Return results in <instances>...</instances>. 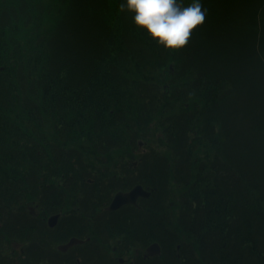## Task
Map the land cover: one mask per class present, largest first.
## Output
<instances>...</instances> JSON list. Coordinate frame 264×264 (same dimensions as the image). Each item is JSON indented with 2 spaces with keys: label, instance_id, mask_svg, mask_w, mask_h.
<instances>
[{
  "label": "trees",
  "instance_id": "trees-1",
  "mask_svg": "<svg viewBox=\"0 0 264 264\" xmlns=\"http://www.w3.org/2000/svg\"><path fill=\"white\" fill-rule=\"evenodd\" d=\"M121 2L0 0V264H90L56 252L85 234L94 264H264V0H201L172 53ZM124 175L167 214L106 212Z\"/></svg>",
  "mask_w": 264,
  "mask_h": 264
},
{
  "label": "clouds",
  "instance_id": "clouds-1",
  "mask_svg": "<svg viewBox=\"0 0 264 264\" xmlns=\"http://www.w3.org/2000/svg\"><path fill=\"white\" fill-rule=\"evenodd\" d=\"M119 12L131 13L136 29L169 53L185 48L207 16L201 0H123Z\"/></svg>",
  "mask_w": 264,
  "mask_h": 264
},
{
  "label": "flooded vegetation",
  "instance_id": "flooded-vegetation-1",
  "mask_svg": "<svg viewBox=\"0 0 264 264\" xmlns=\"http://www.w3.org/2000/svg\"><path fill=\"white\" fill-rule=\"evenodd\" d=\"M140 145V144H139ZM103 158V160L104 161H106V156H103L102 157ZM141 161V159H140V155H138L137 157L136 156H134V157H132V159L130 160V162L133 164V166L134 167H136L137 166V164H139V162ZM141 163V162H140ZM130 176H131V174H129ZM121 178V181H120V184H119V189H116V191H115V193L116 192H118V191H128V190H130L134 185H135V183H133V184H131L130 186H128V187H126L125 188V185H127V184H129V183H132V181H131V178L129 177V176H126V175H124V176H121L120 177ZM136 184H140V183H136ZM121 187H123V188H121ZM145 188H147V189H150V190H152L150 187H148V186H144ZM112 196H113V194L111 195V197H110V199H109V201H108V203L110 202V200H111V198H112ZM108 203L104 206V210L106 211V212H117L118 214H121V213H123L120 209H123L124 207H126L127 205H130V206H136V207H139V208H141L142 210H144L143 212H142V214H145L146 213V209H148L149 211H151L152 213H154V211L156 210V209H158V214L159 215H161V217H162V215L163 214H167V211H165V209H161L160 211H159V208H160V204H159V202L158 203H153V201H151V200H149L148 202H147V198H143V197H138L137 198V200H136V203L135 204H123V205H121L119 208H117V209H115V210H112V211H109V210H107L106 209V206L108 205ZM171 204V203H170ZM28 207V209H29V212L31 213V214H33V215H37V208H36V206H34V205H28L27 206ZM164 208V207H163ZM36 209V210H35ZM52 215H50V216H46V217H43V219L45 220V222L49 225V217H51ZM93 216V215H92ZM94 217V219L96 220V217L95 216H93ZM58 218H59V229H60V227H65V224H66V222H63L62 221V219H60L61 218V213L59 212V214H58V217H57V219H56V223H55V225L58 223ZM93 220V219H92ZM93 224H94V226H96V224H97V220L94 222L93 221ZM69 225H71V224H69ZM50 226V225H49ZM52 227V226H51ZM71 237H75V236H71ZM71 237H69V239L71 238ZM77 238H79V237H77ZM68 239V240H69ZM79 239H82L83 240V242H81V243H76L75 245H72V246H70L69 248H67L66 250H65V252H68V251H70L74 246H76V245H84L85 244V242L86 241H89L90 239H91V235L90 234H85V235H83V238H79ZM66 243V242H65ZM61 244H63V243H61ZM139 249V250H138ZM144 249H145V247H142V248H134V251L133 250H131V252H133L131 255H132V259L131 260H128V259H126V258H124V260L123 261H121L120 260V257L123 255V254H121V255H118L117 256V259L119 260V262L120 263H127V262H133L134 261V259H135V257H137V256H142L143 258H147L148 257V255L146 256V255H144L145 254V252H144ZM114 250H116V249H114ZM117 253H120V252H117ZM78 260H77V263L79 262L80 263V260L81 259H79V258H77Z\"/></svg>",
  "mask_w": 264,
  "mask_h": 264
},
{
  "label": "rangeland",
  "instance_id": "rangeland-1",
  "mask_svg": "<svg viewBox=\"0 0 264 264\" xmlns=\"http://www.w3.org/2000/svg\"><path fill=\"white\" fill-rule=\"evenodd\" d=\"M157 135H158V133L157 132H154L152 137L153 138H156ZM137 141H138V146H137V148L134 147L135 148L134 154L135 155H138V154L141 155L143 152L146 151V143L147 142L146 141L145 142L144 141H141L139 139H137ZM139 142H141L142 144L139 145ZM144 143H145V145H144ZM161 162H162V160H161ZM42 224L45 227H47V226L50 227L45 222V220L42 222ZM68 239L65 240V241H63V242H59L58 245L61 244V243L67 242ZM90 245L91 246L89 247V249L91 248L90 251L93 253L91 255L94 256V258L93 259H90L88 261H85V258L88 256L89 249H87L86 247H83L82 244L81 245L74 246L68 252L63 251V250L59 249L58 247H57V251L56 250L55 251L58 254L59 253H62L63 254V255L62 254L59 255V259H58L59 262L68 261V263H70V262H74L75 261L77 263V260H78L77 258H79V259H81L80 260V263H81V262H83V258H84V263H88L89 262L90 264H94V263H97V261H98L97 255H96L97 250L95 249V243L91 242ZM132 253L133 252H131V251L128 250L127 253L123 254L121 257L122 258H126L128 260H131L132 259V255H131ZM106 254L116 256L117 253H115L114 251H111V249H109V250H107V253ZM13 264H28V259H27V257L24 256V254H20L17 251V253H15V263H13Z\"/></svg>",
  "mask_w": 264,
  "mask_h": 264
},
{
  "label": "water",
  "instance_id": "water-1",
  "mask_svg": "<svg viewBox=\"0 0 264 264\" xmlns=\"http://www.w3.org/2000/svg\"><path fill=\"white\" fill-rule=\"evenodd\" d=\"M171 68V65H170ZM150 195V192L143 188L142 185L137 184L133 186L130 190L128 191H118L112 200L110 201L109 205L106 207L107 210H115L119 208L121 205L126 204V203H136V200L138 197H148ZM58 215H52L49 217V225L54 226L56 223ZM83 242L82 239L76 238V237H71L67 243L59 245V249L65 251L67 248H69L72 245H75L76 243H81ZM161 253V247L157 242H153L150 245H148L145 248V254L144 255H159ZM122 260V259H120Z\"/></svg>",
  "mask_w": 264,
  "mask_h": 264
}]
</instances>
